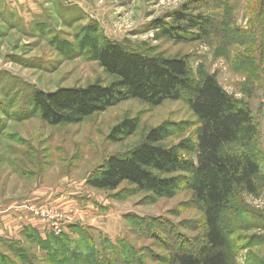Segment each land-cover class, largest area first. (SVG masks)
<instances>
[{
  "label": "rangeland",
  "instance_id": "obj_1",
  "mask_svg": "<svg viewBox=\"0 0 264 264\" xmlns=\"http://www.w3.org/2000/svg\"><path fill=\"white\" fill-rule=\"evenodd\" d=\"M181 13L206 21L207 33L193 30L181 43L162 37L157 24L177 26ZM104 40L131 51L186 56L196 82L216 74L250 108L264 181V0H0V264H49L35 242L38 233L78 242L74 227L94 238L106 264H121L114 248L122 243L138 262L170 264L179 249L193 252L204 242V214L185 180L180 191L159 200L127 183L111 192L86 184L110 156L137 147L151 128L164 127L168 145L193 141L198 125L189 94L156 108L125 101L79 125L51 126L34 108L36 90L108 82L95 54ZM127 119L139 121L137 132L115 139L113 131ZM184 156L195 162L193 153ZM241 197L253 214L233 222L228 257L264 264V190ZM28 205L60 212L61 233L31 213L40 223L27 226Z\"/></svg>",
  "mask_w": 264,
  "mask_h": 264
},
{
  "label": "trees",
  "instance_id": "obj_2",
  "mask_svg": "<svg viewBox=\"0 0 264 264\" xmlns=\"http://www.w3.org/2000/svg\"><path fill=\"white\" fill-rule=\"evenodd\" d=\"M205 22L181 13L176 17L177 26L169 28L158 23L157 27L162 37L181 43L189 41L187 34L193 30L202 35L207 33ZM95 54L109 81L96 80L86 86L52 92L36 90L32 102L42 121L51 126L79 125L125 101L135 100L156 108L189 94V106L198 125L193 141L168 145L164 127L151 128L137 147L110 156L88 177L86 184L111 192L127 183L159 200L180 191V182L185 180L204 214V242L193 252L179 249L165 261L236 264L228 257L227 241L232 229L237 227L233 222L246 219L250 212L241 204V196H257L264 190L262 166L253 151L257 147L258 130L250 108L230 95L216 74L196 82L186 56L131 51L107 40L99 44ZM138 127V120H124L113 131L115 139L135 134ZM185 153H193L195 162L187 160ZM71 231L79 235L78 242L68 240L65 235L48 234L43 238L37 232L35 242L49 255L47 263L109 262L99 258L93 237L75 227ZM125 247L128 250L123 254ZM122 249L114 248L121 264H146L143 260L138 262L136 252L129 245L122 243Z\"/></svg>",
  "mask_w": 264,
  "mask_h": 264
},
{
  "label": "built area",
  "instance_id": "obj_3",
  "mask_svg": "<svg viewBox=\"0 0 264 264\" xmlns=\"http://www.w3.org/2000/svg\"><path fill=\"white\" fill-rule=\"evenodd\" d=\"M29 211L31 212V214L35 215V217L41 219L43 222L50 224L49 229H52L54 232L61 233L60 227L64 225V217L60 212L53 209L43 210V209L35 208L33 206H30Z\"/></svg>",
  "mask_w": 264,
  "mask_h": 264
},
{
  "label": "crops",
  "instance_id": "obj_4",
  "mask_svg": "<svg viewBox=\"0 0 264 264\" xmlns=\"http://www.w3.org/2000/svg\"><path fill=\"white\" fill-rule=\"evenodd\" d=\"M28 206H31V205H28ZM24 209H26V208H24ZM10 210H11V208H8L7 210H5L4 212H5V214L7 213L8 215L10 214ZM25 211V210H24ZM4 212H2V213H4ZM31 212H29L28 211V209H27V226H35V225H37L38 223H40V222H38V220H36V219H34V218H32V216H31V214H30ZM11 219V218H10ZM12 220H14V219H11V221H8V219H6V223H7V225H10V224H13L12 223ZM16 223H17V220H15V225H16Z\"/></svg>",
  "mask_w": 264,
  "mask_h": 264
}]
</instances>
